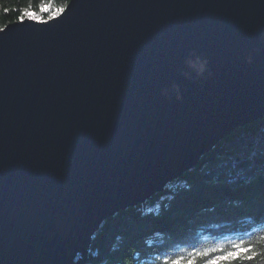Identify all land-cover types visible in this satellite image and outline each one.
<instances>
[{
    "label": "water",
    "instance_id": "1",
    "mask_svg": "<svg viewBox=\"0 0 264 264\" xmlns=\"http://www.w3.org/2000/svg\"><path fill=\"white\" fill-rule=\"evenodd\" d=\"M0 31V264H86L102 223L264 117V0H70Z\"/></svg>",
    "mask_w": 264,
    "mask_h": 264
},
{
    "label": "trees",
    "instance_id": "2",
    "mask_svg": "<svg viewBox=\"0 0 264 264\" xmlns=\"http://www.w3.org/2000/svg\"><path fill=\"white\" fill-rule=\"evenodd\" d=\"M69 1L0 0V28L25 8L40 12L44 3ZM241 241L257 255L233 264H264V117L237 127L164 190L107 218L86 264H170L193 250L226 251Z\"/></svg>",
    "mask_w": 264,
    "mask_h": 264
},
{
    "label": "snow or ice",
    "instance_id": "3",
    "mask_svg": "<svg viewBox=\"0 0 264 264\" xmlns=\"http://www.w3.org/2000/svg\"><path fill=\"white\" fill-rule=\"evenodd\" d=\"M7 11L8 9H5V12ZM64 12L65 7L52 8L50 3H45L41 5L39 13L27 8L23 9L17 20L19 23H23L25 18L31 19L33 21L46 22L44 21V17L41 15V13H47L48 20H52L59 17ZM0 31H3V29L0 28ZM209 253L220 254L211 256V258L206 261V264H233V262L236 260H251L257 255V253L252 250V245L244 246V242L241 241L239 243H234L231 248L226 251L222 248H210L203 251L193 250V252L189 254V258L187 260H185L183 257H178L174 260H171L170 264H195L196 257L208 256ZM249 253H251V255H249Z\"/></svg>",
    "mask_w": 264,
    "mask_h": 264
},
{
    "label": "rangeland",
    "instance_id": "4",
    "mask_svg": "<svg viewBox=\"0 0 264 264\" xmlns=\"http://www.w3.org/2000/svg\"><path fill=\"white\" fill-rule=\"evenodd\" d=\"M44 4H45V3H44ZM50 4H51V7H52V8H56V7H53V4H52V3H50ZM32 11H34V10H32ZM36 12H38V11H36ZM38 13H39V12H38Z\"/></svg>",
    "mask_w": 264,
    "mask_h": 264
}]
</instances>
